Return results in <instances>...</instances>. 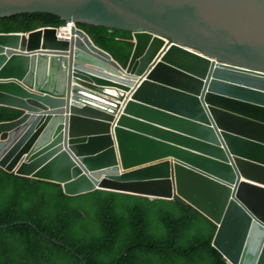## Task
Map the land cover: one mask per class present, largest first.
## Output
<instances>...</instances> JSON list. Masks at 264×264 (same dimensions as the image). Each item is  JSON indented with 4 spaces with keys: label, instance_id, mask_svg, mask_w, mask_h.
<instances>
[{
    "label": "water",
    "instance_id": "obj_1",
    "mask_svg": "<svg viewBox=\"0 0 264 264\" xmlns=\"http://www.w3.org/2000/svg\"><path fill=\"white\" fill-rule=\"evenodd\" d=\"M130 32L127 68L81 28L0 33V166L63 185L178 196L231 264H264V0H0Z\"/></svg>",
    "mask_w": 264,
    "mask_h": 264
},
{
    "label": "trees",
    "instance_id": "obj_2",
    "mask_svg": "<svg viewBox=\"0 0 264 264\" xmlns=\"http://www.w3.org/2000/svg\"><path fill=\"white\" fill-rule=\"evenodd\" d=\"M51 13L0 17V33L63 28ZM127 68L133 34L78 24ZM22 115L0 105V122ZM218 225L182 198L97 189L76 196L62 184L0 166V264H230L213 241Z\"/></svg>",
    "mask_w": 264,
    "mask_h": 264
},
{
    "label": "built area",
    "instance_id": "obj_3",
    "mask_svg": "<svg viewBox=\"0 0 264 264\" xmlns=\"http://www.w3.org/2000/svg\"><path fill=\"white\" fill-rule=\"evenodd\" d=\"M77 27L76 23L70 22L63 29L59 31V37L71 39L72 37V29Z\"/></svg>",
    "mask_w": 264,
    "mask_h": 264
},
{
    "label": "clouds",
    "instance_id": "obj_4",
    "mask_svg": "<svg viewBox=\"0 0 264 264\" xmlns=\"http://www.w3.org/2000/svg\"><path fill=\"white\" fill-rule=\"evenodd\" d=\"M68 23H70V22H67V24ZM75 23V22H74ZM77 25V24H76ZM67 26V25H66ZM77 27H78V25H77ZM77 27H75V28H77ZM64 28V27H63ZM63 28H61V29H63ZM79 28V27H78ZM61 29H59V31L61 30ZM74 29V28H73ZM58 36H59V33H58ZM59 38H61V37H59ZM67 39V38H66ZM4 169V168H3ZM6 170V169H5ZM9 172V171H8ZM15 173V172H14ZM205 215V214H204ZM209 218V217H208ZM219 228V227H218ZM218 231V230H217ZM216 234H217V232H216ZM216 236V235H215ZM215 239V238H214ZM213 245H214V241H213ZM215 247V246H214ZM216 248V247H215ZM217 249V248H216ZM218 250V249H217ZM219 251V250H218ZM224 256V255H223ZM226 259V258H225ZM227 260V259H226ZM228 261V260H227ZM229 262V261H228ZM231 264V263H230Z\"/></svg>",
    "mask_w": 264,
    "mask_h": 264
},
{
    "label": "crops",
    "instance_id": "obj_5",
    "mask_svg": "<svg viewBox=\"0 0 264 264\" xmlns=\"http://www.w3.org/2000/svg\"><path fill=\"white\" fill-rule=\"evenodd\" d=\"M23 113V112H22Z\"/></svg>",
    "mask_w": 264,
    "mask_h": 264
}]
</instances>
